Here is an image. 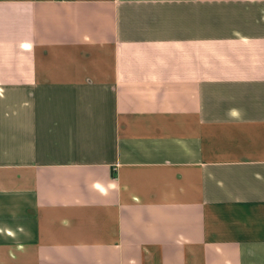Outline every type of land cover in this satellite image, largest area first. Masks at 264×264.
Segmentation results:
<instances>
[{
    "label": "crops",
    "instance_id": "obj_1",
    "mask_svg": "<svg viewBox=\"0 0 264 264\" xmlns=\"http://www.w3.org/2000/svg\"><path fill=\"white\" fill-rule=\"evenodd\" d=\"M0 264H264V0H0Z\"/></svg>",
    "mask_w": 264,
    "mask_h": 264
}]
</instances>
